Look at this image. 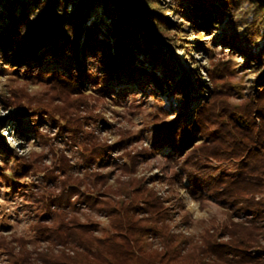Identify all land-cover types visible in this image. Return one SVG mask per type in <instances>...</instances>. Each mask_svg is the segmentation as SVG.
<instances>
[{"label": "trees", "instance_id": "obj_1", "mask_svg": "<svg viewBox=\"0 0 264 264\" xmlns=\"http://www.w3.org/2000/svg\"><path fill=\"white\" fill-rule=\"evenodd\" d=\"M72 1L0 0L2 62L32 76L42 71L44 60L60 62L72 55V64L51 75L43 94L33 96L22 87L12 93L28 117L55 131L53 138L40 130L38 135L46 141L60 138L75 149L80 162L77 166L62 151L53 165L46 164L45 154H19L0 135V153L10 160L7 169L17 179L39 169L40 182L47 185L45 192L38 184H29L39 216L31 227L44 244L29 247L22 236L1 235L0 248L8 263L264 264V0H185L186 5L182 0H91L119 21L114 27L106 20L84 24L83 7L90 0L77 10L67 7ZM245 2L255 6L251 21L243 10ZM178 7H186L188 13L181 16ZM226 18L230 28L224 31L223 43L242 60L235 62L231 56L200 66L193 59L199 65L195 75L200 96H206L195 101L191 114L184 113L183 119L169 125L168 143L176 150L166 156L161 177L157 174L163 179L176 168L174 157L185 164L197 163L202 175L212 171L215 162L236 166V173L218 175L203 185L189 174L197 197L203 200L211 191L229 214L228 223L212 225L199 239H192L183 225L174 222L175 205L185 206L181 194L166 196L152 176L136 173L142 150L129 147L132 134L120 130L115 142L101 138L100 129L109 123L97 103L107 99L113 87L107 85L100 95L88 88L91 79L77 66V56L94 59L108 79L146 75L158 91L171 88L188 105L189 86L176 80L170 49L201 47V31L212 32ZM184 27L198 31L196 44L182 36ZM249 43L258 49L250 50ZM239 67L253 73L251 85L236 80ZM14 135L22 139L24 128ZM111 164L118 174L105 171ZM175 179L180 190L192 191L178 171ZM79 206L104 215L107 226L92 215L82 218L75 210Z\"/></svg>", "mask_w": 264, "mask_h": 264}, {"label": "rangeland", "instance_id": "obj_2", "mask_svg": "<svg viewBox=\"0 0 264 264\" xmlns=\"http://www.w3.org/2000/svg\"><path fill=\"white\" fill-rule=\"evenodd\" d=\"M84 0H73L67 4L71 10H77L82 6ZM89 5H84L83 23L90 24L93 21L106 20V22L114 27L119 21L113 19L112 15H107L100 3L88 2ZM181 3L186 5V1ZM243 10L248 18V21L256 17L255 6L253 3L245 2ZM179 14L184 16L188 13L186 7H178ZM171 19L180 21V17L168 13ZM103 27L107 25L102 23ZM217 29H212V32L201 31L200 40L203 42L201 47H192L191 50H186L181 47H172L170 49L174 64L176 65L177 75L176 80H184L187 82L190 90L191 100L188 105L184 104V100L174 95L171 88H166L165 92L158 91L149 81L146 75H136L128 80L127 77H113L108 79L101 75L103 69L92 58L78 57L79 65L84 69L90 77V82L86 83L97 95L101 94V90L106 89L107 85L113 87L108 89V98L101 100L97 106L106 114L109 125H103L100 129L102 139H108L110 142H115L119 137L120 130L128 131L132 134L131 144L129 147L140 151L139 164L137 174L152 176L155 179V184L160 191L168 196L172 194H181L184 200V207L177 206L175 223L183 225L185 232L192 239H199L203 231L216 224H224L229 221L227 211L213 198L211 191L206 194L203 200H200L195 192L189 179V174L192 173L195 178H199L203 184H208L214 181L218 175L234 174L237 172L236 166L230 162L213 163L214 169L207 172L205 175L199 173L196 169V164H185L181 159L173 158L177 162L176 168L169 173L157 179V174L161 177L166 156L174 154L175 150L168 143L169 130L168 127L173 121L183 119V114L188 115L195 108V101L200 96L197 87L196 70L203 65H209L213 60L218 58H229L233 56L235 62H241L239 53L229 49L223 43L225 29L230 28V19H224ZM185 32H181L182 36L187 39L190 44L194 45L197 42L196 33L189 32L191 29L184 27ZM114 38L113 34L111 36ZM250 50H257L256 43H249ZM169 48L167 44L165 50ZM179 53V54H178ZM143 54L141 55L142 58ZM145 57V56H144ZM72 55H65L60 62L44 60L42 63V71L36 72L30 76L23 70L17 72V67L11 64H6L0 60V135L6 142L12 145L19 154H27L33 151L46 155L44 161L46 164L53 165L63 151L73 158V161L80 165L78 155L74 148L68 146L60 138H55L53 141H46L38 135L37 130L44 132L50 137H54V129L51 126L35 122V119L28 117L25 111L14 102L13 89L22 87L31 95H41L49 87L51 83V75L65 65L72 64ZM198 61L199 65L195 64L194 60ZM81 63L82 64L81 66ZM149 67H152L149 62H145ZM159 74H162L161 68L156 69ZM203 79H207L206 73L202 71ZM253 73L244 71L241 67L238 68L236 80L242 82L244 86H249L254 82ZM201 98V99H202ZM24 106H28V102L24 101ZM24 128V136L19 139L14 133ZM9 161H5V154L0 153V236L4 235L10 239L11 236H22L28 240L29 247L34 244L42 243L39 241L38 234L32 229V224L39 219L37 210L31 199L30 186L31 183L39 185L41 191H47V185L40 182L43 171H34L32 175L26 178L17 179L11 169H7ZM43 165V163H40ZM97 167H95L96 169ZM118 174V169L111 164L105 171H111ZM178 171L183 178L185 187L192 186V191L179 189L175 172ZM88 170H83L87 173ZM113 176V175H112ZM157 179V180H156ZM208 180V181H206ZM16 182L17 184H14ZM199 182V184L201 183ZM178 204V203H177ZM82 218L94 216L102 225L107 226V218L97 212L88 211L87 207L79 206L75 209ZM103 232V231H100ZM41 244V245H42ZM0 264H9L6 254L0 248Z\"/></svg>", "mask_w": 264, "mask_h": 264}, {"label": "bare ground", "instance_id": "obj_3", "mask_svg": "<svg viewBox=\"0 0 264 264\" xmlns=\"http://www.w3.org/2000/svg\"><path fill=\"white\" fill-rule=\"evenodd\" d=\"M179 54V53H178Z\"/></svg>", "mask_w": 264, "mask_h": 264}]
</instances>
